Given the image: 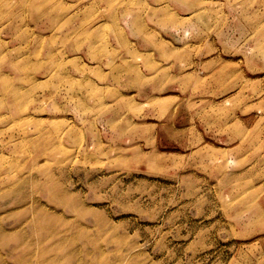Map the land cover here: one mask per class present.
<instances>
[{"label": "rangeland", "instance_id": "obj_1", "mask_svg": "<svg viewBox=\"0 0 264 264\" xmlns=\"http://www.w3.org/2000/svg\"><path fill=\"white\" fill-rule=\"evenodd\" d=\"M0 264H264V0H0Z\"/></svg>", "mask_w": 264, "mask_h": 264}, {"label": "bare ground", "instance_id": "obj_2", "mask_svg": "<svg viewBox=\"0 0 264 264\" xmlns=\"http://www.w3.org/2000/svg\"><path fill=\"white\" fill-rule=\"evenodd\" d=\"M14 96H15V97H20V91H15V92H14Z\"/></svg>", "mask_w": 264, "mask_h": 264}]
</instances>
